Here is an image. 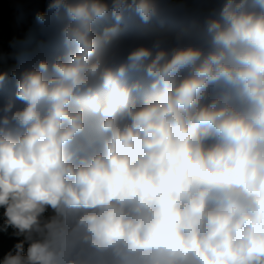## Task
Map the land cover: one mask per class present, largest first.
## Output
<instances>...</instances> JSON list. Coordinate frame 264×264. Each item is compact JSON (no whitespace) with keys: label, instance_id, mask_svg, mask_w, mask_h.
Here are the masks:
<instances>
[{"label":"clouds","instance_id":"obj_1","mask_svg":"<svg viewBox=\"0 0 264 264\" xmlns=\"http://www.w3.org/2000/svg\"><path fill=\"white\" fill-rule=\"evenodd\" d=\"M25 3L0 264H264V0Z\"/></svg>","mask_w":264,"mask_h":264},{"label":"trees","instance_id":"obj_2","mask_svg":"<svg viewBox=\"0 0 264 264\" xmlns=\"http://www.w3.org/2000/svg\"><path fill=\"white\" fill-rule=\"evenodd\" d=\"M22 8L18 5H12L8 0H0V41L7 49L8 41L13 36H21L26 30L27 25L17 24V11ZM17 10V11H16ZM4 241H11L4 237Z\"/></svg>","mask_w":264,"mask_h":264},{"label":"rangeland","instance_id":"obj_3","mask_svg":"<svg viewBox=\"0 0 264 264\" xmlns=\"http://www.w3.org/2000/svg\"><path fill=\"white\" fill-rule=\"evenodd\" d=\"M8 2H10L12 5H18V6L22 7V8H25V9L30 7V5H27L25 3V0H8ZM17 14H18V11H17ZM11 243H13V241H4L3 240V244H4L5 247H8Z\"/></svg>","mask_w":264,"mask_h":264}]
</instances>
